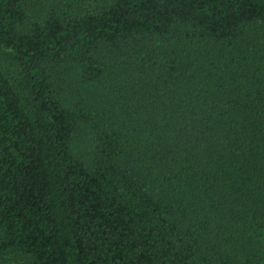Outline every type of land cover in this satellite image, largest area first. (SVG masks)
Wrapping results in <instances>:
<instances>
[{
	"label": "trees",
	"instance_id": "16d2710c",
	"mask_svg": "<svg viewBox=\"0 0 264 264\" xmlns=\"http://www.w3.org/2000/svg\"><path fill=\"white\" fill-rule=\"evenodd\" d=\"M0 264H264V0H0Z\"/></svg>",
	"mask_w": 264,
	"mask_h": 264
}]
</instances>
